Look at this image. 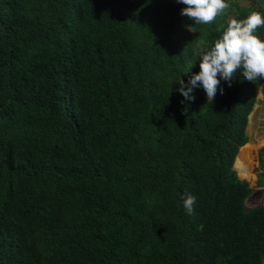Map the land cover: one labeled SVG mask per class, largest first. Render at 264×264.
I'll return each instance as SVG.
<instances>
[{"label": "trees", "instance_id": "trees-1", "mask_svg": "<svg viewBox=\"0 0 264 264\" xmlns=\"http://www.w3.org/2000/svg\"><path fill=\"white\" fill-rule=\"evenodd\" d=\"M226 2L196 25L177 0H0V264H264V201L231 168L264 79L177 91L264 14Z\"/></svg>", "mask_w": 264, "mask_h": 264}, {"label": "clouds", "instance_id": "clouds-1", "mask_svg": "<svg viewBox=\"0 0 264 264\" xmlns=\"http://www.w3.org/2000/svg\"><path fill=\"white\" fill-rule=\"evenodd\" d=\"M177 2L185 5L180 14L196 25L213 24L230 7L226 0ZM261 27H264V14L259 11H252L243 19H229L213 46L198 53L199 72L190 75L187 83L181 77L177 80L176 83L180 85L177 91L184 97L181 103L194 101L193 91L198 87L203 88L208 102L212 103L221 80L231 87L237 73L252 82L264 79V39L256 34ZM219 91L221 95L224 94L223 88H219ZM195 203L196 198L192 195L183 198L186 214H194Z\"/></svg>", "mask_w": 264, "mask_h": 264}, {"label": "rangeland", "instance_id": "rangeland-1", "mask_svg": "<svg viewBox=\"0 0 264 264\" xmlns=\"http://www.w3.org/2000/svg\"><path fill=\"white\" fill-rule=\"evenodd\" d=\"M239 6L249 7L256 6L257 0H233ZM229 18V17H227ZM255 103L247 116V122L245 127L246 134V142L238 148L234 158L238 154L237 157V169L240 167L241 154L244 150L248 154V161L245 177H239L236 169L234 168V159L232 162V170L235 172L236 177L239 180H243L246 182L247 186L251 189V192L247 195V197L243 200V205L246 209L252 208L258 204H261L264 201V186L257 187L255 182L259 178V174L263 171L257 167L256 163V151L260 148H264V104L258 98L256 93L255 95ZM252 132V133H251ZM260 142H259V141ZM256 145V146H255ZM254 146V147H253ZM250 168V169H249Z\"/></svg>", "mask_w": 264, "mask_h": 264}, {"label": "bare ground", "instance_id": "bare-ground-1", "mask_svg": "<svg viewBox=\"0 0 264 264\" xmlns=\"http://www.w3.org/2000/svg\"><path fill=\"white\" fill-rule=\"evenodd\" d=\"M258 95V98L260 99V94L257 93ZM252 133V132H251ZM259 141V140H258ZM260 142V141H259ZM256 146V145H255ZM254 147V146H253ZM238 155V154H237ZM236 155V157H237ZM248 154L247 152L244 150V152L241 154V161H240V167H241V170L243 172V174L245 175L246 174V168H247V162L248 161ZM236 157L234 158V160L236 159ZM235 162V161H234ZM250 169V168H249Z\"/></svg>", "mask_w": 264, "mask_h": 264}, {"label": "water", "instance_id": "water-1", "mask_svg": "<svg viewBox=\"0 0 264 264\" xmlns=\"http://www.w3.org/2000/svg\"><path fill=\"white\" fill-rule=\"evenodd\" d=\"M260 94V93H259Z\"/></svg>", "mask_w": 264, "mask_h": 264}]
</instances>
